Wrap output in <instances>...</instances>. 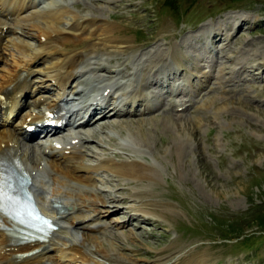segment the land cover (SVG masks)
Masks as SVG:
<instances>
[{
    "label": "rangeland",
    "instance_id": "obj_1",
    "mask_svg": "<svg viewBox=\"0 0 264 264\" xmlns=\"http://www.w3.org/2000/svg\"><path fill=\"white\" fill-rule=\"evenodd\" d=\"M63 1L60 5H67ZM37 2L20 14L12 33L32 47L38 45L32 25L49 18L46 2ZM70 5L80 15L103 10L117 26L127 47L109 58L125 80L132 76L125 68L144 53L173 49L183 63L175 79L165 81L169 90L178 83L183 87V109L170 110V91L160 86L165 104L160 111L110 116L83 128L90 140L86 162L100 156L138 161L154 174L151 180L108 171L97 175L98 191L114 202L104 205L108 226L94 234L123 254L118 258L114 251L111 262L264 264V225L253 221L264 213V0H73ZM36 9H42L39 21ZM4 41L0 73L14 53ZM194 65L188 84L182 77ZM203 99L208 100L201 105ZM166 110L172 112L169 120L163 118ZM46 140L35 135L32 144L40 147ZM141 203L148 213L136 210Z\"/></svg>",
    "mask_w": 264,
    "mask_h": 264
},
{
    "label": "bare ground",
    "instance_id": "obj_2",
    "mask_svg": "<svg viewBox=\"0 0 264 264\" xmlns=\"http://www.w3.org/2000/svg\"><path fill=\"white\" fill-rule=\"evenodd\" d=\"M60 1L43 0L49 18L42 25H32L38 32V45L32 47L13 39L12 33L21 22L20 14L34 7L37 0H0V44L9 40L6 45L14 50L12 60L0 73V160L11 155L21 163L31 176L30 188L43 211L59 224L47 240L19 244L9 233L13 222L0 210V264H114V251L118 258L123 257L113 243L94 234L108 226L104 205L114 202L98 191L97 175L108 171L127 179L151 180L154 174L135 160L117 162L100 156L95 163L86 162L84 146L90 140L84 129L110 116L160 111L165 105L161 95L170 87L165 81L175 79L183 66L173 49L162 48V52L142 54L127 66L132 76L125 80L119 64H111L109 58L127 47L116 35L117 26L106 19L103 10L98 15H80L70 8L73 0H64L67 5ZM41 10H34L39 11L35 18H40ZM196 67H190L182 77L188 84H193ZM105 70L110 75L104 74ZM203 82H199L201 90ZM176 87L170 89L169 109L179 111L185 102L179 96L183 87L179 83ZM170 110L163 112V118L169 120ZM63 119L67 132L45 124L46 120ZM32 124L49 136L43 146L32 144ZM34 151L39 154L33 155ZM145 206L141 203L135 208L145 212ZM35 248L38 250L29 252ZM25 251L29 252L25 256L18 254Z\"/></svg>",
    "mask_w": 264,
    "mask_h": 264
},
{
    "label": "trees",
    "instance_id": "obj_3",
    "mask_svg": "<svg viewBox=\"0 0 264 264\" xmlns=\"http://www.w3.org/2000/svg\"><path fill=\"white\" fill-rule=\"evenodd\" d=\"M253 221L254 222H257V223H259V224H262V225H264V213L262 214V215H256L255 217H254V219H253ZM227 230H232L231 228H228ZM244 230V229H243ZM234 232H228L227 231V234H229V235H231V234H233ZM244 234V231H242V232H238V235L237 236H241V235H243Z\"/></svg>",
    "mask_w": 264,
    "mask_h": 264
},
{
    "label": "snow or ice",
    "instance_id": "obj_4",
    "mask_svg": "<svg viewBox=\"0 0 264 264\" xmlns=\"http://www.w3.org/2000/svg\"><path fill=\"white\" fill-rule=\"evenodd\" d=\"M6 186H7L6 178L2 174H0V200L4 198Z\"/></svg>",
    "mask_w": 264,
    "mask_h": 264
}]
</instances>
